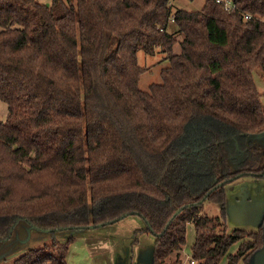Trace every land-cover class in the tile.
I'll use <instances>...</instances> for the list:
<instances>
[{"label":"trees","instance_id":"obj_1","mask_svg":"<svg viewBox=\"0 0 264 264\" xmlns=\"http://www.w3.org/2000/svg\"><path fill=\"white\" fill-rule=\"evenodd\" d=\"M233 1L0 0V242L19 222L52 233L15 264H66L72 236L55 232L131 214L154 237L150 264H169L190 222L196 264H250L264 209L257 230L226 233L224 186H264V143L249 138L264 130V0ZM158 47L167 65L141 89L137 53ZM205 200L220 215L200 213Z\"/></svg>","mask_w":264,"mask_h":264},{"label":"rangeland","instance_id":"obj_2","mask_svg":"<svg viewBox=\"0 0 264 264\" xmlns=\"http://www.w3.org/2000/svg\"><path fill=\"white\" fill-rule=\"evenodd\" d=\"M42 1L50 2V0ZM203 3L204 0H172V12L177 9H199L203 6ZM167 29L169 32L176 30L175 23L170 19ZM174 35L177 41L173 46V50L179 52V42L182 37L179 34ZM137 55L140 65L146 67V70L141 74L139 87L146 90L151 83L160 82L159 71L167 65V61L164 59L165 53L158 47L153 54H147L139 50ZM253 76L264 105V75L255 69ZM6 113L7 105L0 100V121L5 120ZM249 138L254 142L264 143V130L258 134L249 135ZM263 187L262 180L252 175H244L224 186L227 225L225 228L224 223V231L226 233H230L236 227L244 228L246 231L257 230L259 217L264 206ZM236 196L242 198V207H245L246 212L239 209V205L236 204L235 200ZM246 197H249V199H243ZM200 213L215 216L220 215L221 211L219 205L205 200ZM144 225L145 221L140 216L131 214L119 221L101 227L60 230L55 232L53 237L60 242H64L69 236H72L65 258L66 264H137V248L135 246L137 242H133L136 239L133 237V232ZM137 233H141L138 246L142 248L146 244L147 249H151L154 245L153 235L149 232ZM194 236V225L190 222L186 226V241L180 261L177 264H190L189 261L192 259L191 244L194 241ZM51 237L52 233L49 231L30 227L25 222H19L14 227L11 238L6 242H0V264H15L16 259L28 249L50 248ZM247 239L246 236L240 238L239 241L230 246L228 253H234L239 242ZM226 258L225 255L220 263L224 261V264H226ZM240 264L249 263L241 262Z\"/></svg>","mask_w":264,"mask_h":264},{"label":"crops","instance_id":"obj_3","mask_svg":"<svg viewBox=\"0 0 264 264\" xmlns=\"http://www.w3.org/2000/svg\"><path fill=\"white\" fill-rule=\"evenodd\" d=\"M240 178V177H239ZM238 179V178H237ZM243 199H249V197H246V198H243ZM235 200H236V204H238L239 205V209H242L244 212H246L245 211V207L243 208L242 207V198H239V197H235ZM263 209H264V206H263V208H262V212H263ZM262 212H261V214H260V217H259V219L261 220V215H262ZM122 219V218H121ZM120 219V220H121ZM114 223V222H113ZM259 223H260V221L258 222V225H259ZM109 224H111V223H109ZM146 226V224L143 226V227H145ZM101 227V226H100ZM143 227H141V228H143ZM141 228H137V229H141ZM236 228H241V227H236ZM235 229V228H234ZM241 229H244V228H241ZM252 231H254V230H252ZM138 233H136L135 234V232H133V237L134 238H136V240H135V242H137L136 244H135V246H136V248H137V254H136V259H137V261H136V263L137 264H150V262H151V260H152V251H153V247H151V249L150 248H148L147 249V247H146V244H144L143 245V247L141 248V246H138L139 244H140V240H139V238L141 237V233H139L138 235H137ZM137 235V236H136ZM133 238V239H134ZM154 238V237H153ZM151 243V242H150ZM192 245V244H191ZM182 250H183V248L180 250V251H176V252H174V253H172V254H170V256L167 258V262H169V263H172V264H177L179 261H180V257H181V254H182ZM139 252H141L140 254H139ZM133 257H134V253H133ZM252 258H253V256H252ZM252 258H251V261H250V264H254V262H253V260H252ZM176 261V262H175ZM191 261V260H190ZM189 261V262H190ZM175 262V263H174ZM190 264H195V263H191L190 262ZM220 264H224V261H222Z\"/></svg>","mask_w":264,"mask_h":264},{"label":"water","instance_id":"obj_4","mask_svg":"<svg viewBox=\"0 0 264 264\" xmlns=\"http://www.w3.org/2000/svg\"><path fill=\"white\" fill-rule=\"evenodd\" d=\"M93 227H94V225H89V228H93ZM252 256H253V258L252 257L251 258H252L254 264H264V235H263V244H262L261 248H259L257 251H255ZM250 261H251V259H250Z\"/></svg>","mask_w":264,"mask_h":264},{"label":"built area","instance_id":"obj_5","mask_svg":"<svg viewBox=\"0 0 264 264\" xmlns=\"http://www.w3.org/2000/svg\"><path fill=\"white\" fill-rule=\"evenodd\" d=\"M217 3H220L224 9L228 10L230 8L235 7V2L233 0H215ZM246 18H249V14H245ZM170 20L173 21V18L171 17ZM191 263H195L193 260L190 261Z\"/></svg>","mask_w":264,"mask_h":264}]
</instances>
